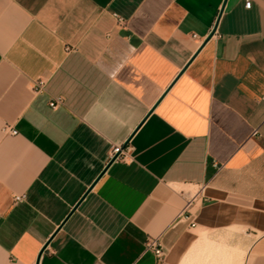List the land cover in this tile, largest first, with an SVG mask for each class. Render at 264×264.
Returning <instances> with one entry per match:
<instances>
[{"label":"crops","instance_id":"0c3cea01","mask_svg":"<svg viewBox=\"0 0 264 264\" xmlns=\"http://www.w3.org/2000/svg\"><path fill=\"white\" fill-rule=\"evenodd\" d=\"M247 1L0 0V264H264V0Z\"/></svg>","mask_w":264,"mask_h":264},{"label":"built area","instance_id":"2783aa9c","mask_svg":"<svg viewBox=\"0 0 264 264\" xmlns=\"http://www.w3.org/2000/svg\"><path fill=\"white\" fill-rule=\"evenodd\" d=\"M250 5H251V0H248L247 1V6L250 7ZM221 13H222V11H221ZM221 13H219V18H220ZM116 18H117V21H118L119 24H124L125 23V20L122 17L116 15ZM219 18L217 17V19H219ZM214 29H216V28H214ZM194 37L196 38L197 35H194ZM68 49H69V51L71 50L70 48H68ZM45 84H46V82L44 80L38 81L34 85V90L37 91V92L43 90L44 87H45ZM263 100H264V97H263ZM61 104H63V99L61 97L55 98L51 102V106L54 107V108L58 107ZM5 131H9L11 134H17L18 133V131L16 129H14L13 127H11V126H7L5 128ZM255 133H257V131H255ZM125 152H126V150L123 147H120V146L115 147V149L111 153V160L118 159L121 155L125 154ZM14 199H15L16 202L23 201L25 199V195H15ZM193 225H195V223H193ZM147 249L153 250L156 253V255L158 257H160V258L163 257L164 252H165L163 247L159 243L158 239H150L148 241V243H147Z\"/></svg>","mask_w":264,"mask_h":264},{"label":"rangeland","instance_id":"374dc122","mask_svg":"<svg viewBox=\"0 0 264 264\" xmlns=\"http://www.w3.org/2000/svg\"><path fill=\"white\" fill-rule=\"evenodd\" d=\"M196 191H197V188H193V193H195ZM205 251L207 252L208 249ZM242 252H243V255L237 254L236 251H230L229 253L232 256L231 259L226 260L224 258L223 262L221 261V259H219V257L217 258V256H216V258H215V256L210 255L207 259L206 258L205 259H202V258L197 259L196 264H241L242 261H244V260H245L244 264H248V262H250L249 257H248L249 255H248V253H246V251H242ZM242 258H244V259H242ZM177 264H179V263H177Z\"/></svg>","mask_w":264,"mask_h":264},{"label":"bare ground","instance_id":"6f19581e","mask_svg":"<svg viewBox=\"0 0 264 264\" xmlns=\"http://www.w3.org/2000/svg\"><path fill=\"white\" fill-rule=\"evenodd\" d=\"M226 258H227V257H226ZM230 258H231V257H230ZM230 258H228V260H229ZM242 263H243V262H242ZM242 263H241V264H242Z\"/></svg>","mask_w":264,"mask_h":264}]
</instances>
